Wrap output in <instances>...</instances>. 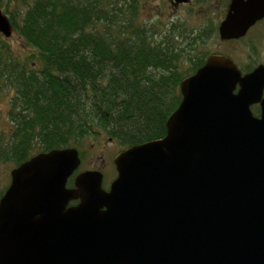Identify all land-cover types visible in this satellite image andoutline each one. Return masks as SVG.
Returning <instances> with one entry per match:
<instances>
[{
	"label": "water",
	"instance_id": "1",
	"mask_svg": "<svg viewBox=\"0 0 264 264\" xmlns=\"http://www.w3.org/2000/svg\"><path fill=\"white\" fill-rule=\"evenodd\" d=\"M262 18L264 0H232L219 38ZM11 33L0 11V35ZM179 95L161 139L114 158L108 191L98 171L66 187L80 164L73 148L11 170L0 264H264V66L241 75L209 56Z\"/></svg>",
	"mask_w": 264,
	"mask_h": 264
},
{
	"label": "trees",
	"instance_id": "2",
	"mask_svg": "<svg viewBox=\"0 0 264 264\" xmlns=\"http://www.w3.org/2000/svg\"><path fill=\"white\" fill-rule=\"evenodd\" d=\"M113 1L1 0L27 50L21 56L0 35V101L9 96L0 111V164L7 170L52 150L73 148L81 157L89 138L129 148L164 136L179 83L203 57L190 54L177 24L163 30L138 8H119L122 1L105 5Z\"/></svg>",
	"mask_w": 264,
	"mask_h": 264
},
{
	"label": "rangeland",
	"instance_id": "3",
	"mask_svg": "<svg viewBox=\"0 0 264 264\" xmlns=\"http://www.w3.org/2000/svg\"><path fill=\"white\" fill-rule=\"evenodd\" d=\"M103 1L105 2L108 0ZM118 1H122L118 2L117 4L119 8H138V15L142 20H149L148 23H157L158 25L161 24V26L163 25V30H165V25L170 24V21L176 20V24L179 26V28H181L182 33L187 36L189 35L190 28L195 29L197 25L201 24H198V22L194 19V17L190 14V12H188V9L186 8H177L175 11L168 8V11L166 12L165 10L167 8L144 9L142 7L143 4L151 5V0ZM211 1L212 0H209V4L207 5L214 9V13L210 9L202 11L201 13L204 14L203 21L209 19L213 25L217 26V23L219 22L218 17L220 16L218 15V12L215 11V8H221L219 5H226L227 0H215L214 3H211ZM114 2H116V0L112 3L106 2L105 5H107V7L109 8H112ZM128 3L132 4L129 5ZM153 4L165 5L163 1L161 3V1L158 0H155ZM16 7L17 6L14 5V7L10 6L9 8ZM200 17L201 14L197 18L200 19ZM261 24L262 25L256 28V30H251L247 35L240 37V40L235 41L234 43H227L226 46L224 43H221L218 40L219 37L215 27V29L213 28V33L210 35L208 40L204 42L202 46H197V44L195 47L193 46V44H191L189 49L195 47L196 51L194 53L196 55H199L201 53V55H199L198 57L204 58L206 57L207 53L211 56L227 55L229 58L226 57V59H231L233 61L231 62L236 64L237 70L240 72L241 75L248 74L256 68L255 66H264V24ZM173 25L174 24H171L170 27H172ZM187 39H190V37H188ZM19 41L20 40L13 33H11V36L8 40L9 45L14 49L15 52H17L21 56H25L27 50L23 51L20 49ZM202 52H205V55L202 54ZM192 60L195 61L193 57ZM7 98H9V96L5 95L3 96V100L0 101L1 112L6 111L7 109V103L5 101V99ZM81 151L83 152V155H81L80 157V165L76 172L80 173L83 171H88L89 169H94L89 171L100 172L103 176L101 187L103 190H107L110 182L116 176L114 167L112 165V160L120 151H122V148L119 146L118 143H107L106 138L101 137L95 139H87L85 144L82 146ZM108 166L110 169H108ZM9 172L10 170H7V167L4 164H0V189L3 184V186L7 187L9 183Z\"/></svg>",
	"mask_w": 264,
	"mask_h": 264
},
{
	"label": "flooded vegetation",
	"instance_id": "4",
	"mask_svg": "<svg viewBox=\"0 0 264 264\" xmlns=\"http://www.w3.org/2000/svg\"><path fill=\"white\" fill-rule=\"evenodd\" d=\"M155 0H151V5H148V4H143V8L145 9V8H167L165 11L167 12L168 11V8H170L171 10H173V11H175L177 8H186V9H188V12H190V14L194 17V19L198 22V24H200V25H197V27L195 28V29H192V28H190L189 29V35H187V37H190V39H187L188 41H189V43H190V46H191V44H193V46H195L196 47V45L197 46H202L203 44H204V42L206 41V40H208V38L210 37V35L213 33V28L215 29V27H216V31H217V33H218V29L217 28H219V25H220V23L224 20V18L226 17V15H227V13H228V11H229V5H230V3H231V1L232 0H227V4L226 5H219L221 8H215V11L216 12H218V15L220 16V17H218V19H219V22L217 23V26H215V25H213L212 24V22L209 20V19H207V20H204L203 21V18H204V14H202L201 12L202 11H205V10H211L212 12H213V8H211L210 6H208L207 4H209L208 3V1L209 0H203V1H201V0H158V1H161V3H162V1L165 3V5H161V4H156V5H154L153 4V2H154ZM215 2V0H212L211 1V3H214ZM214 13V12H213ZM200 14H201V17H200V19H198L197 17H199L200 16ZM206 21V22H205ZM174 22V23H173ZM177 23V21L175 20V21H170V25L171 24H176ZM261 23H263L264 24V18H262V19H260L259 21H257L256 23H254V25H252L249 29H248V31L246 32V34L245 35H247L251 30H253V29H255L256 30V28H258L259 26H261L262 24ZM219 37V36H218ZM241 38H239V39H237V40H221L220 38H218V40L221 42V43H224L225 44V46H226V44L228 43H234L235 41H238V40H240ZM230 45H232V44H230ZM195 47H193V48H191V50H190V54H192L193 55V53L196 51V49H195ZM202 54H204L205 55V52H202ZM200 55H201V53H200ZM208 56H211V55H209L208 53L206 54V57L203 59V62H202V64L204 63V61H205V59L208 57ZM224 56V55H223ZM222 56V57H223ZM226 57H228L227 55L226 56H224V58H226ZM229 58V57H228ZM227 58V59H228ZM230 61H232L231 59H229ZM233 62V61H232ZM202 64L198 67V68H200L201 66H202ZM235 66H236V64H235ZM237 67V66H236ZM255 67H257V66H255ZM197 69V68H196ZM249 71H251V70H249ZM107 140V143H110V144H112V143H115V141H113V140H111V139H106ZM117 143V142H116ZM112 165H113V163H112ZM113 167H114V165H113ZM108 169H110L109 168V166H108ZM76 170H78V169H76ZM89 170H94V169H89ZM114 170H115V168H114ZM77 175V172H75L69 179H68V181H67V187L68 188H71L72 187V185H73V179L75 178V176ZM107 190H108V188H107ZM106 190V191H107Z\"/></svg>",
	"mask_w": 264,
	"mask_h": 264
},
{
	"label": "bare ground",
	"instance_id": "5",
	"mask_svg": "<svg viewBox=\"0 0 264 264\" xmlns=\"http://www.w3.org/2000/svg\"><path fill=\"white\" fill-rule=\"evenodd\" d=\"M5 38V37H4ZM10 38V37H9ZM9 38H5V39H7V40H9Z\"/></svg>",
	"mask_w": 264,
	"mask_h": 264
}]
</instances>
